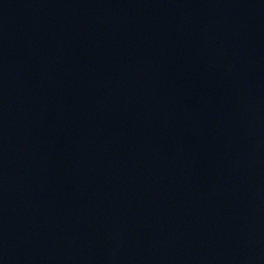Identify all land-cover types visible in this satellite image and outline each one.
I'll list each match as a JSON object with an SVG mask.
<instances>
[{
    "label": "water",
    "instance_id": "obj_1",
    "mask_svg": "<svg viewBox=\"0 0 264 264\" xmlns=\"http://www.w3.org/2000/svg\"><path fill=\"white\" fill-rule=\"evenodd\" d=\"M185 0H0V264H195Z\"/></svg>",
    "mask_w": 264,
    "mask_h": 264
}]
</instances>
